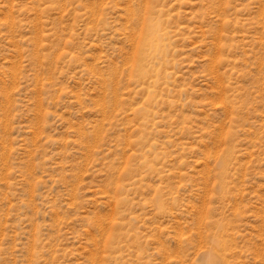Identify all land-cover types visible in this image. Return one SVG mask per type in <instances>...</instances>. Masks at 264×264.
I'll list each match as a JSON object with an SVG mask.
<instances>
[{"label":"rangeland","instance_id":"1","mask_svg":"<svg viewBox=\"0 0 264 264\" xmlns=\"http://www.w3.org/2000/svg\"><path fill=\"white\" fill-rule=\"evenodd\" d=\"M211 261L264 264V0H0V264Z\"/></svg>","mask_w":264,"mask_h":264},{"label":"bare ground","instance_id":"2","mask_svg":"<svg viewBox=\"0 0 264 264\" xmlns=\"http://www.w3.org/2000/svg\"><path fill=\"white\" fill-rule=\"evenodd\" d=\"M156 28H158V23L155 22L152 19L149 20L148 21V25H147V30H146V33H145L146 35L144 36L142 47H141L142 50L145 51L148 48H156V47H158L159 38H158V36H155L156 35L155 34L156 33ZM206 264H208V263H206ZM209 264H215V263L213 261H211Z\"/></svg>","mask_w":264,"mask_h":264}]
</instances>
